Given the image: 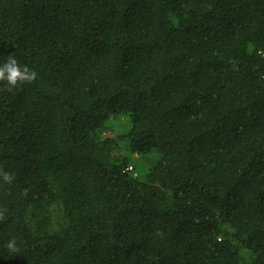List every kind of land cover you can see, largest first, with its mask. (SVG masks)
<instances>
[{
  "label": "trees",
  "instance_id": "obj_1",
  "mask_svg": "<svg viewBox=\"0 0 264 264\" xmlns=\"http://www.w3.org/2000/svg\"><path fill=\"white\" fill-rule=\"evenodd\" d=\"M13 53L0 264H264V0H0Z\"/></svg>",
  "mask_w": 264,
  "mask_h": 264
},
{
  "label": "clouds",
  "instance_id": "obj_2",
  "mask_svg": "<svg viewBox=\"0 0 264 264\" xmlns=\"http://www.w3.org/2000/svg\"><path fill=\"white\" fill-rule=\"evenodd\" d=\"M38 73L30 69L27 65L21 66L14 53L10 54L2 64H0V83L6 85L4 90L12 92L25 84H32L37 79ZM131 171V168L128 169ZM0 177L6 183H11L14 176L0 169ZM4 219L3 212H0V220ZM5 247L10 253L15 254L19 251L15 238L11 239Z\"/></svg>",
  "mask_w": 264,
  "mask_h": 264
},
{
  "label": "rangeland",
  "instance_id": "obj_3",
  "mask_svg": "<svg viewBox=\"0 0 264 264\" xmlns=\"http://www.w3.org/2000/svg\"><path fill=\"white\" fill-rule=\"evenodd\" d=\"M135 156V155H134ZM144 171V169L143 170H140L139 172H138V174H140L141 172H143Z\"/></svg>",
  "mask_w": 264,
  "mask_h": 264
}]
</instances>
